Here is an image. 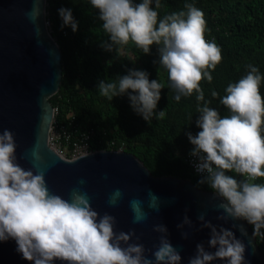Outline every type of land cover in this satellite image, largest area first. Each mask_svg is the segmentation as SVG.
Instances as JSON below:
<instances>
[{
  "label": "clouds",
  "instance_id": "obj_1",
  "mask_svg": "<svg viewBox=\"0 0 264 264\" xmlns=\"http://www.w3.org/2000/svg\"><path fill=\"white\" fill-rule=\"evenodd\" d=\"M98 10V19L108 35L100 44L106 51L113 46H125L130 41L144 54L151 46H158V64L165 68L175 100L196 93V100L203 101L197 108L200 113L196 126L200 131L187 137L193 148L195 171L201 175L197 183H207L224 201L219 205L224 214L218 219L229 218L246 221L253 227V235H264V184L254 181L264 177V99L260 84L264 77L257 67L248 65L247 74L236 83H229L220 104L231 113L221 118L220 113L209 107L200 82L213 77L222 61L221 49L215 41L205 39L204 13L193 4L186 3L187 11L172 12L158 20L155 9L160 0H90ZM62 19L61 28L70 27L75 33L78 21L70 8L57 10ZM30 17L32 14H29ZM164 84L149 80V73L128 69L118 82L100 80L97 84L101 96L113 100L127 95L133 111L146 122L163 119L165 111H157ZM218 93L212 92L213 97ZM17 144L13 132L0 133V242L14 240L16 251L31 264H181L182 257L167 238L168 230L157 225L154 231L162 233L160 243L152 253L154 260L145 255L142 244L129 243L132 233L115 231V217L100 215L92 208L86 193L74 189L69 199L52 193L43 172L25 170L17 162ZM88 154H84L87 157ZM243 177L237 180L228 173ZM82 183V182H81ZM109 203L114 201L110 198ZM144 217H136L141 222ZM203 227L210 229L208 240L211 252L203 243L196 245V254L189 264H212L215 260L226 264H246V246L235 234L223 227L217 229L204 216ZM191 226L187 216L177 225ZM241 231L245 232L243 226ZM186 238L187 233H183ZM138 239V238H137ZM126 245V246H122Z\"/></svg>",
  "mask_w": 264,
  "mask_h": 264
},
{
  "label": "water",
  "instance_id": "obj_2",
  "mask_svg": "<svg viewBox=\"0 0 264 264\" xmlns=\"http://www.w3.org/2000/svg\"><path fill=\"white\" fill-rule=\"evenodd\" d=\"M47 5V0H0V133L13 132L19 165L43 172L49 190L64 199L74 189L86 193L101 216L115 217L117 233H135L129 243L142 244L149 259L154 260L152 253L163 235L154 231L157 225L167 228V238L181 255V264H189L198 243L214 252L208 246L210 229L198 219L203 215L217 229H230L245 244L246 264H264L251 225L218 219L224 214L219 208L224 201L214 192L188 179L156 177L137 156L121 149L68 158L52 147L56 108L51 98L62 85L63 54L50 30ZM110 198L114 203H109ZM138 216L144 219L135 222ZM185 216L191 226L178 228ZM16 248L14 240L0 242V264H31Z\"/></svg>",
  "mask_w": 264,
  "mask_h": 264
},
{
  "label": "trees",
  "instance_id": "obj_3",
  "mask_svg": "<svg viewBox=\"0 0 264 264\" xmlns=\"http://www.w3.org/2000/svg\"><path fill=\"white\" fill-rule=\"evenodd\" d=\"M47 18L53 37L63 54V80L59 92L51 98L58 110L56 125L65 126L73 139L82 133L94 132L90 140L91 151L124 150L144 162L156 177L174 176L191 180L200 189L213 192L207 183L199 184L186 158L193 145L187 133L196 135L199 117L196 93L175 100V91L170 87L168 73L158 64V46H151L150 54H144L131 41L125 46H113V51L104 50L100 44L108 35L98 19V10L90 0H47ZM140 3L142 0H133ZM158 20L172 12L187 11L186 3L193 4L204 13L206 20L205 39H213L221 49L222 61L215 70H209L211 83L200 82L209 107L215 108L221 118L230 116V111L220 104L227 93L229 83H236L248 71V65L258 68L264 77V0H160ZM70 8L78 30L61 28L60 8ZM128 69L149 73V80L157 79L164 84L157 111L164 110L163 119L153 118L146 122L130 106L127 95L109 100L97 89L100 80L118 82ZM264 99V80L260 84ZM218 93L217 97L212 92ZM264 128V125H262ZM264 135V131H262ZM237 180L242 176L228 173ZM264 184V177L254 181ZM253 228V227H252ZM264 233V229H261ZM264 254V235H257Z\"/></svg>",
  "mask_w": 264,
  "mask_h": 264
},
{
  "label": "built area",
  "instance_id": "obj_4",
  "mask_svg": "<svg viewBox=\"0 0 264 264\" xmlns=\"http://www.w3.org/2000/svg\"><path fill=\"white\" fill-rule=\"evenodd\" d=\"M206 40L214 41V38L213 39L209 38ZM57 112L58 110L56 109V114ZM93 135L94 132L90 131V132L82 133L80 137L77 139H73L71 133L68 132L65 126L59 127L56 125V119H55L53 125L52 137H51V145L56 149V151L59 154L68 158H76L78 156H82L84 154L92 152L90 149V140ZM194 160L195 158L190 156L189 153L186 158V162L190 165L194 174L196 176L201 177V175L195 171Z\"/></svg>",
  "mask_w": 264,
  "mask_h": 264
}]
</instances>
